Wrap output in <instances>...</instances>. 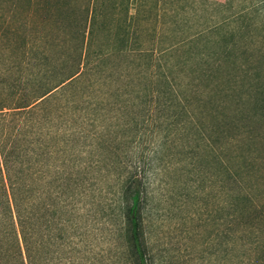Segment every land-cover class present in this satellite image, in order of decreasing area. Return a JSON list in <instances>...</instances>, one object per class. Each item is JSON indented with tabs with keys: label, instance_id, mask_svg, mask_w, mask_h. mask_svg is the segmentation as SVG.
Segmentation results:
<instances>
[{
	"label": "rangeland",
	"instance_id": "1",
	"mask_svg": "<svg viewBox=\"0 0 264 264\" xmlns=\"http://www.w3.org/2000/svg\"><path fill=\"white\" fill-rule=\"evenodd\" d=\"M4 2L0 46L22 48L30 28L49 14L27 12L46 1ZM94 8L83 71L121 50L127 14L180 13L176 41L219 32L210 46L195 43L201 58L182 79L194 88L187 95L189 111H199L196 128L184 113L169 126L163 101L156 107L146 90L144 63L128 70L110 63L102 76L9 119L6 139L18 137L17 154L37 175L40 232L43 241L51 237L52 263L135 264L126 211L137 190L145 264H264V87L246 80V57L264 50V0H94ZM186 13H195L187 24ZM258 60L264 63L251 61ZM116 69L122 74L114 83ZM127 71L144 76L124 85ZM27 74L16 63L0 65V85L19 91ZM250 87L262 91L253 105L246 104ZM247 126L254 141L246 142ZM250 154L261 162L253 174L246 170Z\"/></svg>",
	"mask_w": 264,
	"mask_h": 264
},
{
	"label": "trees",
	"instance_id": "2",
	"mask_svg": "<svg viewBox=\"0 0 264 264\" xmlns=\"http://www.w3.org/2000/svg\"><path fill=\"white\" fill-rule=\"evenodd\" d=\"M45 1L42 7H35V11L30 9L27 12L39 13L42 9L44 13L49 14L30 28L23 47L10 49L0 46V65L6 67L7 64L16 63L28 72L25 85L19 91L12 93L4 89L2 83L0 85V264H53L49 253L51 237L48 234L47 241H43L40 232L42 216L37 175L17 154L18 137L6 139L9 119L14 121L16 117L32 112L31 110L47 97L76 89L91 76H102L110 63H121V67L126 70L144 63L142 68L150 69L149 86H146V90L152 94L150 100L157 103L156 107L160 106V99L163 101V108L170 113L169 126H173L178 116L184 113L185 118L196 128L199 111H189L191 99L189 100L187 95L189 92L194 93V88L191 84L184 85L182 79L192 71L200 57L201 52L192 51L195 43L205 41L210 46L216 43L213 38L219 32L213 28L202 34L187 33L176 41L174 26L180 13L127 14L122 29L121 50L107 56L100 64L83 71L82 56L95 20L94 0ZM4 4V0H0V12L4 11ZM186 14L187 24L194 19L195 13ZM141 37H145V40H140ZM3 38V33L0 32V42ZM166 41L169 43L162 46ZM261 49L250 52L248 58L246 57V80L261 82L264 87V63L258 60L253 65L251 61L255 56L264 57V50ZM208 53L206 54L210 60L212 54ZM208 63L207 59L203 61L204 67L212 69V65ZM6 71L7 68L3 73ZM121 74L122 71L117 69L111 72V82L121 80ZM143 74L141 71L137 74L127 71L124 85L132 84L134 78L144 76ZM202 74L207 75V68ZM248 91V95H252L248 96L246 104L253 105V94L257 96L262 91L255 87H250ZM251 120H254V117H246L247 122ZM252 133L247 126L246 142L249 139L254 141L258 137ZM237 140L236 142L240 143ZM248 158L246 163L251 162L246 164V170L247 173L253 174L252 172L258 171L256 167L261 166L260 158L251 154ZM139 201V191H133L126 217L129 244L135 264H145V246L141 239L138 219ZM47 208L49 207H45ZM50 227L49 221L46 222V231ZM45 248L48 249V256L43 258L41 252Z\"/></svg>",
	"mask_w": 264,
	"mask_h": 264
}]
</instances>
